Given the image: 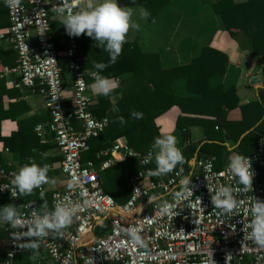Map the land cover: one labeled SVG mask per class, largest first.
I'll list each match as a JSON object with an SVG mask.
<instances>
[{
    "label": "built area",
    "instance_id": "2783aa9c",
    "mask_svg": "<svg viewBox=\"0 0 264 264\" xmlns=\"http://www.w3.org/2000/svg\"><path fill=\"white\" fill-rule=\"evenodd\" d=\"M92 1L67 0V5L76 12ZM0 3L7 6L6 0ZM62 6L64 0H20L17 6H7L9 27L6 34H0V40L17 55L16 68L0 63V79L14 88L41 87L49 119L46 125H36L34 132L40 142L49 140L60 152L65 181L63 190L52 193L48 210L42 211L37 201L18 205L22 227L13 228L0 219L6 235L5 258L0 264H18L17 257L30 251L31 241L46 254L41 264H264V248L250 235L253 208L258 201L264 202V137L259 138L256 152L245 156L254 172L253 187L247 191L228 167L215 168L214 157H197L189 172L175 168L155 181L147 171L136 172L124 204L103 191L100 174L112 164L133 158L146 166L155 163V154L151 150L142 154L116 141L97 153V162L82 161L89 142L104 133L109 119L93 114L96 101L88 90L87 77L93 79L96 71L82 69L75 38L64 27L61 35L67 45L63 52L53 41L52 17L63 20L54 9ZM63 59L72 75L69 108L61 98L67 88L60 67ZM18 170L0 164V203L4 198L18 201L19 191L11 184ZM185 176L190 179V193L178 201L174 190ZM222 186L234 189L238 207L231 213L213 207L211 197ZM58 204L75 209L72 224L59 232L58 239L52 230L44 237L23 235ZM98 227L101 234L96 235ZM129 229L138 230L143 245L132 241Z\"/></svg>",
    "mask_w": 264,
    "mask_h": 264
},
{
    "label": "crops",
    "instance_id": "0c3cea01",
    "mask_svg": "<svg viewBox=\"0 0 264 264\" xmlns=\"http://www.w3.org/2000/svg\"><path fill=\"white\" fill-rule=\"evenodd\" d=\"M50 1L55 3L58 0ZM218 1L170 0L169 4L159 12L152 22H149L148 18L146 20L140 18V11L141 8H144L143 6H128L133 9L132 19L140 25V28L139 30L129 31L127 42H136L131 53L156 54L159 57L161 67L164 69L190 65L206 47L213 48L225 57L223 71H216L208 78V93L204 96H198L197 93L190 92L186 78L176 79L173 82V89L178 104L155 119V125L159 129L160 135H174L180 149L188 141L184 143L183 132H180L176 126L178 118H181L186 124L189 141L191 144L197 145L196 151H199L200 147L206 143L222 147L218 151L224 157L223 166L221 167L224 168L228 167L229 156L240 154L237 151V146L248 132L240 136L237 142H234L232 139L224 137L225 131L223 128L215 129L216 126L213 125V122L216 120V114H219L227 104L223 99V94L233 88L237 101L236 107L226 110L227 122L238 123L243 120L244 112L242 108L253 103H259L262 106L261 119H264V57L253 53L252 40L249 36L242 32L234 35L229 34L222 18L214 11L213 4ZM96 3H99V0L83 4L80 11ZM63 29L62 19L53 16L51 21L53 41L60 52H63L67 45L65 38L61 35ZM74 38L75 40L78 39V37ZM8 47L5 42L0 40V50H6ZM62 61L66 62L64 59ZM215 65L220 67L222 63L215 61V64H211V66ZM16 67L17 65L9 68ZM86 71H93V69ZM64 76L67 88L61 94V98L63 104L69 108L71 106L72 75L67 70ZM130 77L131 75L127 74L120 76L118 79ZM12 78L18 79L17 75H12ZM117 81L114 80L116 84L114 89L117 88ZM87 83L88 90L97 103L99 94H96L90 88L93 79L87 77ZM4 86L7 92L1 96L0 100L1 109L6 112L7 116L0 123V135L10 138L17 134L19 138L15 140L12 151L0 142V164L15 170L30 161H35L41 166L47 164L49 166L47 173L49 182L43 184L40 188L34 189L30 195L19 193V201L20 203L37 201L42 211L48 210L52 193L63 190L65 181L60 171L62 159L60 152L49 140L44 143L40 142L34 132L36 125H46L49 119L45 108V98L40 93L41 87L39 85L33 88H14L7 86L4 82ZM117 97H119V94L116 97H110V102L114 103ZM194 100L197 104H192L191 101ZM180 106H183L184 109L181 110L183 107ZM255 112L247 113V118L250 121L256 115ZM208 135L209 139L206 137ZM218 137L222 140H219ZM116 141L125 143L124 138L114 142ZM152 145L149 150L155 154ZM216 163L218 162L215 160V165ZM262 169L264 170V167ZM101 178L104 182L106 179L105 171L102 172ZM5 203L6 199L4 198L1 200L0 209L2 205L5 206ZM52 236L58 239L59 232L52 231ZM5 241L6 235L0 229V262L5 258ZM35 243L37 244V242ZM30 250L33 251L29 262L25 260L24 255L17 257L16 262L18 264H41L46 259V254L39 245L35 248L30 247Z\"/></svg>",
    "mask_w": 264,
    "mask_h": 264
},
{
    "label": "trees",
    "instance_id": "16d2710c",
    "mask_svg": "<svg viewBox=\"0 0 264 264\" xmlns=\"http://www.w3.org/2000/svg\"><path fill=\"white\" fill-rule=\"evenodd\" d=\"M121 6L140 5L147 9L151 15L148 21L152 22L159 12L166 7L170 0H118ZM214 11L219 15L230 35L242 32L252 40L253 53L264 57V0H219L213 4ZM9 27V17L7 6L0 3V34H6ZM78 44V54L81 58L83 70L93 69L94 63L103 62L109 64L100 74L117 81V88L109 95H99L93 114L97 118L107 117L109 125L97 139L89 142V151L82 155V161L97 162L96 155L101 150L109 148L115 140L124 138L125 143L133 150L142 154L147 152L154 143L155 138L161 136L158 127L155 125V119L160 115L168 112L172 107L178 104L173 82L178 78H186L187 87L190 92L197 93L198 96H204L208 93V78L216 71H223V62L225 57L213 48L206 47L202 50L201 55L194 59L192 63L185 67H176L173 69H164L160 65L159 57L156 54L148 53H131L136 42H126L123 45V52L118 57L115 64H110L109 55L103 48L96 45V42L86 34L76 39ZM215 61L221 62L222 65L211 66ZM0 63L7 67L17 65V55L15 51L8 47L6 50H0ZM220 64V63H219ZM60 67L62 76L65 77L67 69L66 62H61ZM217 67V68H216ZM130 74V78L118 79L122 75ZM4 80L0 79V99L5 94ZM114 103L109 98L117 96ZM198 99V98H197ZM196 99V100H197ZM223 99L227 104L219 114H216V120L213 122L218 129L223 128L224 137L237 142L240 136L248 132L237 146V151L243 156H249L256 152L257 142L260 137L264 136V119L262 118L263 108L259 103H253L242 108L244 112L243 120L238 123H229L226 120V110L236 107L234 89H229L223 94ZM190 101V100H189ZM192 104L197 102L191 101ZM187 104L190 103L187 101ZM190 106V105H189ZM183 107V106H180ZM0 100V123L6 119V112L2 111ZM181 108V110H183ZM133 110L143 113L141 119L134 118ZM258 110V111H256ZM256 111V112H255ZM255 112V116L250 121L247 113ZM258 112V113H257ZM123 117L125 123H120L118 117ZM177 128L183 132V141L189 142L183 146L184 163L178 164L175 168H183L186 171L191 170L190 161L193 158L197 145L189 141V132L186 124L181 118L177 119ZM207 134V129H206ZM208 139L209 135L206 136ZM19 137L14 135L5 138L0 135V142L4 147L11 151L14 149L13 144ZM219 140H222L218 137ZM211 140V139H210ZM215 144H204L198 151V157L213 156L218 162L216 169H221L224 157ZM156 169V163L141 166L137 160L129 158L120 163H114L105 170L106 179L103 182L102 189L109 194L117 203L124 204L130 197L131 177L138 171L151 172ZM152 180H159L162 175L154 176L150 174ZM180 187L174 191H180ZM153 196H150V199ZM146 199L145 201H147ZM13 205L18 208L20 201L14 202L6 199V205ZM4 205L1 206L3 209ZM20 209L17 211L19 214ZM96 235L101 234V228H97ZM35 242V241H31ZM33 250L24 254L27 262Z\"/></svg>",
    "mask_w": 264,
    "mask_h": 264
},
{
    "label": "clouds",
    "instance_id": "9594fccd",
    "mask_svg": "<svg viewBox=\"0 0 264 264\" xmlns=\"http://www.w3.org/2000/svg\"><path fill=\"white\" fill-rule=\"evenodd\" d=\"M7 6L14 7L19 5L20 0H6ZM66 9H69L67 0H64V6L54 9L63 16L62 23L70 37H79L86 34L91 37L96 45L103 48L109 55L110 64H115L118 57L123 52V45L127 42V34L130 30H139L140 25L134 22L133 9L128 6H121L118 0H99L95 5H89L82 11L72 12L70 9L65 15ZM151 13L144 8H141L140 18L147 19ZM97 72H93V83L90 88L99 95H109L116 84L112 78L101 75L100 73L109 67V64L103 62L94 63ZM79 82V81H78ZM134 118L141 119L143 113L133 110ZM120 123H125L124 118L118 117ZM177 138L171 134H164L155 138L152 149L155 150L156 169L150 174L160 176L172 172L178 164L184 163V155L181 149L177 146ZM228 169L234 177L239 178V183L244 185V190L253 187L254 172L249 159L241 154L229 156ZM49 166L44 164L41 166L35 161H30L24 164L16 173H13L11 184L15 189H18L22 195H30L34 189L40 188L43 184L49 182L47 175ZM223 175V173H221ZM189 177L185 176L180 181V191L174 193V198L180 200L186 198L190 193L188 185ZM210 192L212 189L209 188ZM14 194V193H13ZM86 194V193H85ZM157 199L156 196L150 198ZM211 201L215 209H220L223 213H231L238 207V201L234 197V189L231 186H222L212 195ZM165 211L169 210V206L165 205ZM75 209L69 208L66 205L58 204L54 212L50 215L46 214L40 219L34 228H29L25 236L44 237L48 235V231L60 232L62 229L71 225ZM254 219L251 222L252 228L251 237L255 243L264 248V202L258 201L253 208ZM0 217L5 223H10L13 228L22 227L23 222L17 212L15 206L9 204L0 209ZM128 234L132 241L144 244L141 237L138 235V230L129 229ZM16 235V234H14ZM30 247H37L33 242Z\"/></svg>",
    "mask_w": 264,
    "mask_h": 264
},
{
    "label": "water",
    "instance_id": "95a60500",
    "mask_svg": "<svg viewBox=\"0 0 264 264\" xmlns=\"http://www.w3.org/2000/svg\"><path fill=\"white\" fill-rule=\"evenodd\" d=\"M197 157H198V151L195 152V154H194V156H193V158L191 160V165H190L191 167L194 166V163H195V160L197 159Z\"/></svg>",
    "mask_w": 264,
    "mask_h": 264
},
{
    "label": "rangeland",
    "instance_id": "374dc122",
    "mask_svg": "<svg viewBox=\"0 0 264 264\" xmlns=\"http://www.w3.org/2000/svg\"><path fill=\"white\" fill-rule=\"evenodd\" d=\"M102 175V173L100 174V176ZM102 179V178H101Z\"/></svg>",
    "mask_w": 264,
    "mask_h": 264
}]
</instances>
